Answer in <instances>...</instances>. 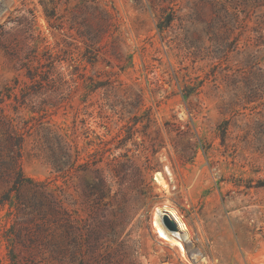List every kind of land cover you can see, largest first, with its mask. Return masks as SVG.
<instances>
[{
    "label": "rangeland",
    "instance_id": "374dc122",
    "mask_svg": "<svg viewBox=\"0 0 264 264\" xmlns=\"http://www.w3.org/2000/svg\"><path fill=\"white\" fill-rule=\"evenodd\" d=\"M0 264H264V0H0Z\"/></svg>",
    "mask_w": 264,
    "mask_h": 264
},
{
    "label": "bare ground",
    "instance_id": "6f19581e",
    "mask_svg": "<svg viewBox=\"0 0 264 264\" xmlns=\"http://www.w3.org/2000/svg\"><path fill=\"white\" fill-rule=\"evenodd\" d=\"M163 211V210H162ZM162 211L160 209L156 210L154 213V218H153V227L156 233H159L161 237H165L170 241L171 244L177 245L180 247L182 255L186 253V239L184 236H182L180 233L177 232H172L169 231L163 224L160 218V215L162 214ZM161 213V214H160ZM171 214L176 218L177 224L183 228L184 230L186 229L185 223L181 220V217L175 212V210L171 211ZM176 224V225H177ZM191 251V250H190ZM191 253V252H190ZM193 258H197L196 253L192 254Z\"/></svg>",
    "mask_w": 264,
    "mask_h": 264
},
{
    "label": "trees",
    "instance_id": "16d2710c",
    "mask_svg": "<svg viewBox=\"0 0 264 264\" xmlns=\"http://www.w3.org/2000/svg\"><path fill=\"white\" fill-rule=\"evenodd\" d=\"M25 180L26 179L23 177V175L18 171L17 172V178L15 180V186L20 187V186L24 185ZM27 181H30V180H27Z\"/></svg>",
    "mask_w": 264,
    "mask_h": 264
},
{
    "label": "water",
    "instance_id": "95a60500",
    "mask_svg": "<svg viewBox=\"0 0 264 264\" xmlns=\"http://www.w3.org/2000/svg\"><path fill=\"white\" fill-rule=\"evenodd\" d=\"M165 222L172 228V229H176V225L170 221L168 218L165 219Z\"/></svg>",
    "mask_w": 264,
    "mask_h": 264
}]
</instances>
